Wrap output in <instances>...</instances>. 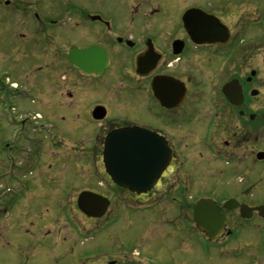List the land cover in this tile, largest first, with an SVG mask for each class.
<instances>
[{
    "label": "flooded vegetation",
    "instance_id": "1",
    "mask_svg": "<svg viewBox=\"0 0 264 264\" xmlns=\"http://www.w3.org/2000/svg\"><path fill=\"white\" fill-rule=\"evenodd\" d=\"M15 1L13 44L47 81L22 97L69 124L60 137L28 112L0 146V264H264L250 209L264 201L237 191L264 174V0ZM10 5L0 17L14 22ZM132 127L131 142L171 153L145 191L105 159L110 134ZM84 192L102 215L80 207ZM207 198L222 222L195 220Z\"/></svg>",
    "mask_w": 264,
    "mask_h": 264
},
{
    "label": "rangeland",
    "instance_id": "2",
    "mask_svg": "<svg viewBox=\"0 0 264 264\" xmlns=\"http://www.w3.org/2000/svg\"><path fill=\"white\" fill-rule=\"evenodd\" d=\"M10 2L11 5L8 6V11L10 14L15 15L13 17L15 18L14 22H12V19L10 18L2 20L3 17H0V146L4 143V141H8L11 135H15L19 132V120L25 114H28V112L32 114L42 111V118L44 119L42 120L38 115L37 123L41 124L44 121H53L58 125L59 132L61 131V134H59L60 137L65 136V132L67 130L65 128L69 124L68 119L63 120L60 112L57 113L52 111L50 113H46L39 106L38 102H32L29 99L24 100L22 97L24 92H29L28 85L37 84V86L45 89L47 81L44 71H39L40 73L36 74L37 70L34 69L35 64H33L34 59L33 57H29L32 56L33 50L28 51L25 48L24 42L16 45L13 44V29L14 34L16 33L17 37L18 35L21 36L24 29L16 22L18 18L16 15H18V13L13 11V4L16 1L10 0ZM1 6L4 7L3 4ZM13 23L14 25L12 29ZM37 95H40V93L37 92ZM60 137L58 141L61 140ZM6 163L7 161L4 155H1L0 172L6 168ZM260 167V165L255 167L256 173L254 180L238 181L239 184L237 191L246 198L252 199V201H264V174H259L258 171H262ZM235 177L239 180V177L236 175ZM225 196L226 195L224 193L220 194V198Z\"/></svg>",
    "mask_w": 264,
    "mask_h": 264
},
{
    "label": "water",
    "instance_id": "3",
    "mask_svg": "<svg viewBox=\"0 0 264 264\" xmlns=\"http://www.w3.org/2000/svg\"><path fill=\"white\" fill-rule=\"evenodd\" d=\"M75 52L76 50L71 52V57ZM224 92L231 101L235 100L233 96L236 93L232 90L231 84L225 86ZM136 129V127L125 128L122 132L110 134L108 137L110 143H108L105 150V159L110 174L118 184L132 190L145 191L155 184L161 173L166 169L171 159V153L163 148L160 142L154 146L152 151H146L145 144L138 142V140L131 142V136L138 135ZM97 197L100 196L89 192L82 193L79 198L80 207L89 215H102V210L98 211L93 208V202ZM99 204L103 209V203ZM235 204V206H239L237 201ZM214 206L211 199L207 198L200 201L195 206V220L200 222V219L206 217L207 221L210 219L222 222L223 218L220 216L219 210L212 211ZM250 209L251 211H257L264 218V204ZM250 209L249 206L242 205V215L248 218L251 215Z\"/></svg>",
    "mask_w": 264,
    "mask_h": 264
}]
</instances>
